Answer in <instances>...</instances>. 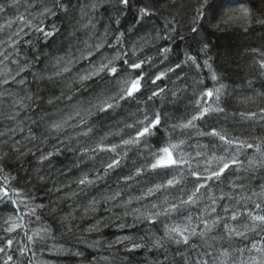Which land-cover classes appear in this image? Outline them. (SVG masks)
Segmentation results:
<instances>
[{"label": "trees", "instance_id": "trees-1", "mask_svg": "<svg viewBox=\"0 0 264 264\" xmlns=\"http://www.w3.org/2000/svg\"><path fill=\"white\" fill-rule=\"evenodd\" d=\"M0 264H264V0H0Z\"/></svg>", "mask_w": 264, "mask_h": 264}, {"label": "rangeland", "instance_id": "rangeland-1", "mask_svg": "<svg viewBox=\"0 0 264 264\" xmlns=\"http://www.w3.org/2000/svg\"><path fill=\"white\" fill-rule=\"evenodd\" d=\"M16 21V18L13 19L11 22H15ZM14 25H12V23L10 24V28H14L13 27ZM28 26H30V20H27V21H24L23 24L20 26L19 29H21L20 31H24L25 29L28 28ZM16 33V32H15ZM11 42V41H10ZM12 43V42H11ZM10 46H13V45H10ZM169 162H172V157H171V154L168 150H165L161 153L160 157L158 158L157 160V163L158 164H165V163H169Z\"/></svg>", "mask_w": 264, "mask_h": 264}]
</instances>
